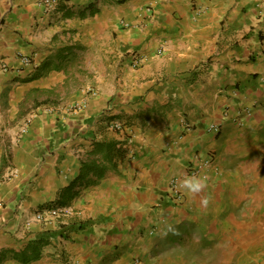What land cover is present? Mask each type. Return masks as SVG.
Segmentation results:
<instances>
[{"label": "crops", "instance_id": "crops-1", "mask_svg": "<svg viewBox=\"0 0 264 264\" xmlns=\"http://www.w3.org/2000/svg\"><path fill=\"white\" fill-rule=\"evenodd\" d=\"M83 51L91 87L41 103ZM113 141L116 169L84 176ZM40 241L26 264H264V0H0V254Z\"/></svg>", "mask_w": 264, "mask_h": 264}, {"label": "built area", "instance_id": "built-area-1", "mask_svg": "<svg viewBox=\"0 0 264 264\" xmlns=\"http://www.w3.org/2000/svg\"><path fill=\"white\" fill-rule=\"evenodd\" d=\"M37 3L43 7V9L48 12H54L57 7L59 6V0H37ZM148 10H151L148 8ZM125 24V23H123ZM126 27H128V24H125ZM19 60L21 63L27 67V68H32V69H37L39 67L38 61L33 57V56H19ZM143 62V58L135 57L133 59V66L138 67L141 63ZM1 70L3 72H9L10 69L6 65H1ZM89 94L92 96L96 95L95 92L90 91ZM85 102L78 103L76 105L71 106V111H79L82 110L85 107ZM189 127V126H187ZM115 130H121L122 125L116 123L114 125ZM210 131L218 132L219 127L217 126H211L209 127ZM213 163V158L209 157L205 160L202 161L199 167L197 168H192L191 171L188 174V178L192 180H197V179H207V176L204 174V171L207 170L208 168L211 167ZM183 180L180 178L172 179L170 183V197L175 203H181L183 200ZM74 214V211L71 208L67 207H59V208H48L43 211L37 212L33 216V222L38 223V224H46L50 223L53 221L60 220L62 218H68L71 217Z\"/></svg>", "mask_w": 264, "mask_h": 264}, {"label": "trees", "instance_id": "trees-1", "mask_svg": "<svg viewBox=\"0 0 264 264\" xmlns=\"http://www.w3.org/2000/svg\"><path fill=\"white\" fill-rule=\"evenodd\" d=\"M126 0H115L116 4H123ZM105 144V145H104ZM102 148H105L104 153V162L105 164H98L97 162H88L83 164V175L86 173H96L97 179L102 178L107 172L115 170L117 167V159H123L125 157V150L123 145L118 144L117 142L103 143ZM84 178V177H83ZM44 241L37 242L33 245H30L28 249L24 252L16 253L14 251L4 252L0 254V263L4 262L8 255L11 254L13 259L21 263H29L40 259L41 253L43 250Z\"/></svg>", "mask_w": 264, "mask_h": 264}, {"label": "rangeland", "instance_id": "rangeland-1", "mask_svg": "<svg viewBox=\"0 0 264 264\" xmlns=\"http://www.w3.org/2000/svg\"><path fill=\"white\" fill-rule=\"evenodd\" d=\"M73 55L71 56V58ZM89 53L88 52H77L76 58L68 60L69 64L66 66L67 71V83L64 89L58 90V94L54 93L53 95L42 94L41 95V103L48 102V104H58L63 103L61 101L62 95H65L66 103L69 99V96L74 93V91H78V89L83 90L87 87H91V83L89 81V72L93 68L89 65ZM83 74H81V73ZM49 97V98H48Z\"/></svg>", "mask_w": 264, "mask_h": 264}, {"label": "clouds", "instance_id": "clouds-1", "mask_svg": "<svg viewBox=\"0 0 264 264\" xmlns=\"http://www.w3.org/2000/svg\"><path fill=\"white\" fill-rule=\"evenodd\" d=\"M190 187H192L194 190L196 189V185H189Z\"/></svg>", "mask_w": 264, "mask_h": 264}]
</instances>
